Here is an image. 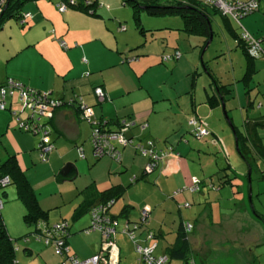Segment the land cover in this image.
Listing matches in <instances>:
<instances>
[{
    "label": "crops",
    "instance_id": "obj_1",
    "mask_svg": "<svg viewBox=\"0 0 264 264\" xmlns=\"http://www.w3.org/2000/svg\"><path fill=\"white\" fill-rule=\"evenodd\" d=\"M59 1L61 0H27L22 4L21 11L22 15L29 14L31 18L28 17L24 25L20 23L21 18L9 19L14 20L17 25L6 19V25L4 23L0 27V30L7 32L5 38L2 37L3 40L0 41V85L11 78L25 87L47 91L52 98L60 102L53 109L50 119L48 118L46 121L43 117L50 140L53 143V149L46 158L48 163L43 164L47 166L50 177L55 176V171L63 163L67 166L68 172L66 174L61 173L76 177L77 171L73 164L75 159H84L90 162L102 157L96 158L94 156L91 144L93 124L82 117L79 102H83L89 107L91 120L104 123V126L110 130L118 129L122 120L134 122L125 131V136L130 138L132 143L120 147L118 159L109 156L111 159L106 160L108 161L107 164L105 162L106 173L102 178H92L88 184L83 186L85 188L94 186L93 194L82 198L81 202L73 208L71 219L76 220L87 213L89 220H91L90 209L99 203L97 200L99 192L107 188L118 189V196L114 198L107 209V214L115 222L117 230L114 240L119 251L118 264H120V254L125 256L129 253V242L134 251L135 245H140L150 248V253L153 256H166V251L176 240L179 227L187 223L192 225L187 233V239L190 249L189 261H193L194 264H209V260L205 258L206 244L215 241V239L218 243H228L230 239L236 241V235L239 233H249V242H252V236L256 242L264 239V216L260 214L262 216L260 219L257 217L259 213L249 212L251 196L250 189L247 190L248 183L244 176L236 172L228 163L214 172L213 175L216 177L204 176L205 169L202 166L200 156L209 149V146L205 147V144H214L216 147L219 146L221 150L224 149L222 141L216 134L218 132H214L215 128L212 126L214 131L209 128L208 134L204 135L208 136L207 139H192L190 134L184 133V127L175 118L178 113L184 117L190 115L188 102L185 103L184 107L176 102H167L168 106L163 108L158 101L166 98L164 94L162 99L153 95L142 81L145 72L142 73L140 59L143 58L141 55H148L151 52H142L141 48L147 41L156 38L158 33L153 32L152 28L145 29L144 27L142 32L135 24L133 31L128 30L129 25L126 24L128 32L123 33L118 29L121 26L119 21L111 22V28L116 27L117 35H121L122 40L119 41L117 38L115 48L110 46L111 51H108V46L104 45V35H108L111 29L103 27L101 21H90L95 16L75 8H68L59 12L57 10ZM195 1L200 4H210L205 0ZM257 1L259 6V0ZM215 9L213 14L220 12L216 7ZM213 14L210 18V25ZM222 17L231 38L234 37V33L243 31L238 32L231 25V21H236L233 17L223 13ZM249 21L243 20L246 27H249ZM169 23L167 25L170 26L163 27L166 31L159 36L161 41L159 57L165 53L170 55L173 51L178 50L180 51L178 59H182L183 63L188 62L187 57H182L183 51L187 48L181 46L178 40L189 39V35H194L196 37L193 38V41L197 40L198 42L199 40L195 46L199 51H202L205 39L202 36L184 31L183 19ZM255 28L257 29V26ZM250 29L251 33L254 34L251 27ZM172 30H178L180 33H176L175 37L169 38L167 42V37L172 34ZM212 32L213 36L214 31L212 30ZM133 34L138 37L136 38ZM187 42V46L192 47L193 43L189 40ZM172 43L174 46H170V50L166 52L167 45ZM235 47L237 46L235 45ZM122 55L124 58L130 56H140V58L121 72L125 66L119 65ZM257 59L264 60V54H260L253 60L252 72L257 67ZM176 60L173 58L171 61ZM139 62L140 65H135ZM161 63L166 64L168 62ZM173 64V66L178 65L176 62ZM149 65H152L151 62ZM258 65L263 66L264 63H258ZM217 80L220 84L230 85ZM192 83L194 84V81ZM96 87H100L103 91L102 100H99L94 92ZM202 87L205 94L196 98V91L194 95L190 96L191 108L194 114L193 118L205 123L206 129H208V122L206 123L204 118L213 117L214 121L219 120L218 109L220 106L224 108L225 100L232 96V88L230 87L231 92L225 94L223 98L216 93L210 81L207 87L204 84ZM245 88L249 89L247 84H245ZM250 93L245 95V105L249 108L254 103ZM209 95H217L218 97L214 106L208 103ZM167 98H169V102L172 101L171 97ZM7 101L8 108L0 109V163L10 156L14 158L19 170L30 184L39 206L47 211L48 219V211L64 198L61 196L57 202H49L45 200L47 197L37 194L38 189L29 175V171L35 169L39 165L37 162L41 160L40 153L36 149L39 134L18 126L17 117L26 119L28 115L27 113L25 117H22V112L27 111L21 110L18 92L13 91L12 95H8ZM173 105H175L174 110ZM202 107L205 109L203 110ZM227 120L230 123L229 117ZM253 121V118L245 116L242 122L243 129L239 130L238 127L233 126L235 145L236 134L234 130L236 129L238 133L242 132L243 135L248 136L245 125L247 122L250 125ZM142 125L144 126L141 127ZM259 130L261 129L256 127L253 132L258 135L259 147L264 153V140ZM242 134L240 133L239 136ZM224 137L227 139L226 135ZM254 138L256 139V137ZM244 141L250 143L247 138ZM139 145L160 156L157 166L151 172L145 171L149 157L140 153ZM251 150H253V143L251 146L247 145L243 151L246 157L251 158L249 156ZM228 154L226 152V156ZM259 158L264 161V156ZM112 159H116L120 164H115ZM248 165L250 173L253 165L258 166V162L255 164L250 162ZM57 178L59 177L57 176ZM112 178L115 179L114 182L111 181ZM194 178L197 179L199 185L198 189L191 192L188 191V187L191 186ZM130 183L135 184L130 187ZM9 184H13L14 187L6 188ZM7 185L0 190V208L4 209V216L10 205L3 203L2 196H8L11 201L15 202L19 200L22 204L18 198L16 185L10 182ZM131 189L132 192L126 195ZM223 204L227 205L226 208L223 207ZM16 208L19 210L18 206ZM143 209H147L148 213L141 220ZM89 220L86 219L78 226L76 225L80 231L83 232L84 230L83 233L85 234L82 236L83 243L80 247L77 248L70 243L72 239L69 240V238L73 234V230L70 229L69 224V235L66 240L69 254L77 260L85 259L84 262L89 257L95 256L98 245H101L99 233H92L95 230L85 232L90 224ZM125 223L130 226L133 233L132 238L122 230ZM253 223L256 226H253ZM250 224L252 227L251 230H248ZM134 225L135 228H133ZM30 227L32 226L30 225ZM35 230L33 233L36 232ZM150 233L151 236H149ZM31 239L35 242L31 244V247L37 250V256L42 257L43 262L47 264L61 263L62 257L59 253L54 252L53 245L44 244L34 237H27L24 243L27 244ZM28 251L31 252L30 254L33 252L32 249H28ZM128 259L124 261H128ZM136 260L138 264L141 262L137 258ZM258 261L259 259L252 253L247 263L254 264ZM126 264L129 263L126 262ZM134 264H136L135 259ZM168 264L185 263L169 259Z\"/></svg>",
    "mask_w": 264,
    "mask_h": 264
},
{
    "label": "rangeland",
    "instance_id": "obj_2",
    "mask_svg": "<svg viewBox=\"0 0 264 264\" xmlns=\"http://www.w3.org/2000/svg\"><path fill=\"white\" fill-rule=\"evenodd\" d=\"M205 1L209 2V0ZM226 1L247 2L249 0ZM97 2V15H93L95 17L90 21H101V25H103V27H108L111 29L108 35H104V45L106 47L108 46V51H111L110 46L115 48V42L117 38L119 39V41L122 40L121 35H117L116 27H114V29L111 28V22L115 21L116 23L117 21H119L121 26L118 27V29L120 30V32L126 33L128 32V30L133 31L135 24L134 21H136L132 15L133 8L129 5V3L123 4L122 0H97ZM139 18L142 27H144L145 29L152 28L153 30H151L153 32L158 33L156 38L151 41H147L141 48L142 52H151L148 55H141V57L143 58L140 59L143 71L142 73L145 72L143 74L142 81L149 88L150 92L153 93V95L158 96L160 97V99H162L164 94L166 98L158 101V103L162 105L163 108L168 106V103L173 102H176L177 104L184 107L185 103L188 102V110L190 115L184 117L180 113H178L175 118L181 123L182 127H184V133L190 134L192 139L204 140L208 138V136H204L201 138L195 137L192 133L193 127L188 123L194 117L191 108L190 96L194 95L196 91V98L202 94H205L202 86L204 84V86L207 87L209 82L208 73L201 65V61L206 62L207 67L210 68V72H212L213 75L216 76L217 79H219L222 83L230 84L229 87L232 88V96L228 97L225 100L224 108H222L221 106L219 107V120L214 121L213 117L209 119L204 118L205 122H208V130L210 128L214 131V129H212L213 126L215 128L214 132H218L216 134L222 141L224 147L223 151L219 146L216 147L214 144H205V147L209 146V149L205 150V153L201 154L200 156L202 166L205 169L204 176H211L212 178L216 177L213 175L214 172L218 168H221L226 163H228L231 167L234 168L236 172L241 173L247 180V190L250 189L251 196L249 208L247 204L249 212L253 213V211H255L264 216V176H262L264 171V161L262 158H259V155L256 154L254 150H251V153L249 154L251 158L249 157V159L247 157L248 162H251L253 164H255V162H258V166L256 167L253 165V168L249 173L247 162L236 148L235 138L232 131L233 126L238 127L239 130L243 129L242 122L245 116L254 119L257 115L264 113V65H258V63H264V60L257 59V67L253 69V72L250 74V78L247 81L243 79L246 69V56L242 53L241 48L235 47V42L233 38L230 37L225 28L222 13L220 11L213 14V18L211 20V28L214 31V34L211 41L204 50L199 51L195 46L199 42V40L198 42L197 40L193 41V38L196 36L189 35V39L184 38L178 40L181 43V46L183 45L187 48L183 51L182 57H187L189 61L183 63L182 59L177 58L176 61H171L173 60L171 59L167 61L168 63L166 64L161 63L162 57L165 54L167 55L168 53L160 55L159 57L158 52L161 44L159 36H161V34L166 31L163 27L170 26L167 25V23L170 24L169 22L182 21L181 16H179L178 14L165 16L152 15L147 13L146 11L141 10L139 12ZM244 19H247L248 21L250 20L248 23L249 27H246L244 25ZM7 21H11L15 25H17L14 20L7 19ZM7 21H3L2 25L4 23L6 25ZM240 21L241 23H239ZM231 23V25L236 28L238 32H241V30H247L252 37L256 36L255 38L260 39V45L264 50V0H259V6L253 12L241 17L239 21H231ZM126 24L129 25V29ZM255 26H257V29H254ZM250 27L252 28L254 34L251 33ZM6 33L7 32L5 30H0V41L5 38ZM171 33L172 34L167 37V42L169 38L175 37L176 33L180 32L178 30H172ZM133 35L136 38L138 37L135 34ZM188 40L193 43L192 47L187 46ZM162 45L163 47H165L164 44ZM167 46L168 48H165L167 50L166 52H168V50H170L169 47L174 46V44L172 43ZM121 57L122 59L119 65H125L121 69V72L125 71L128 65L132 64L134 61L140 58V56H130L124 58L123 55ZM124 60H126V62H123ZM149 62H151L152 65H149ZM174 62L178 63V65L173 66ZM135 65H140V62L136 63ZM171 68L172 71L170 70ZM193 81L194 84L192 83ZM245 84L248 85L249 89L245 88ZM246 90L248 91L246 92ZM249 92H251L250 96L252 100H254V103L250 108L245 105V95ZM167 97H171L172 101L169 102L170 100ZM259 104L261 105L259 106ZM174 109L175 105H173V110ZM202 109L204 110L205 107H202ZM26 114L27 112H22V117H25ZM226 117L230 118V123L228 122ZM211 121L213 122L211 123ZM259 128L261 129L259 130V133L264 140V129H262L261 127ZM224 135L227 136V139H225ZM226 152L229 153L227 156ZM110 157L109 155H104L99 160L95 161V159H93L90 162H87L84 159H75L73 164L77 171L76 177H70V175H63L61 173V170L65 167V164L63 163L55 171V176H53L54 179L51 178L49 175V171L47 170V166L43 165L47 164L48 160H43L42 158L41 160H39V162H37V164L39 165H37L35 169L29 171V175L35 182L36 188L38 189L37 194L39 193L41 194V196L47 197L45 200L49 202H57L58 199L61 198V196L64 198V200L60 201L59 204L53 205L55 207H52L48 211L49 215L47 224L51 227H56L57 225L63 223L69 224L70 229L73 230V234L70 236L69 240L72 239L70 242L71 245H74L77 248L80 247L83 243L82 236L85 234L83 233L84 230L83 232L82 230L80 231V229H78L76 225L78 226L79 223L86 221V219L89 220V218L88 214L85 213L78 219L72 220L71 214L73 212V208L76 207L79 202H81L82 198L89 197L93 194L92 190L94 186L86 188L83 186L85 184H88L92 178L100 179L102 178V176H104V174L106 173V164L108 163V161L106 160ZM113 162L118 165L120 164L116 159H114ZM57 176L60 179L57 178ZM107 180L109 181V179ZM111 181L114 182L115 179L112 178ZM134 184L135 183H130V187H133ZM192 185L193 183L191 184V186ZM8 187H14V185L9 184L6 186V188ZM2 188L3 187L1 186L0 190H2ZM132 189L127 192L126 195L132 192ZM188 191L192 192L190 187L188 188ZM1 199L5 205L7 203L8 205H10L9 210L7 211V213H5V216L4 209L0 208V225H4L6 232L13 239V243L16 248L15 259L19 264H47L42 261V257L37 256V250L31 247V244L35 243L33 242V239H31L27 244L26 242L24 243L25 240H23L22 237L23 235L29 233L32 227L27 224L26 220L23 217L25 210L22 204L19 202V200L16 202L11 201L10 197L8 196H2ZM16 206L19 207V210L16 208ZM226 206V204H223L224 208H226ZM253 226H256V224L253 223ZM251 227L252 226L250 224L248 230H251ZM92 233L100 234V232L97 230H95L94 232L92 231ZM248 236L249 233H239L238 235H236V241L230 239L228 243H218V241L215 239V241L206 244L207 247L205 250V258L209 260V264H248L247 260L253 253L254 255H256V258L259 259V261L254 264H264V239L256 242L255 240H253L252 236V242H249ZM27 237L33 238L35 236L33 234H28ZM130 245L131 244L129 242V253L127 255L124 256L123 254H120V264H126V262H128L129 264H134V259L136 264H138L136 260V258L138 259V256ZM28 249L33 250L32 254H30L31 252H29ZM53 250L58 254L56 249L53 248ZM99 251L100 244L98 245V249L95 254H98ZM125 259H128V261H124ZM84 260L85 259L80 258L79 262H84ZM83 264L91 263L85 262Z\"/></svg>",
    "mask_w": 264,
    "mask_h": 264
},
{
    "label": "built area",
    "instance_id": "obj_3",
    "mask_svg": "<svg viewBox=\"0 0 264 264\" xmlns=\"http://www.w3.org/2000/svg\"><path fill=\"white\" fill-rule=\"evenodd\" d=\"M8 0H0V14L2 9L7 4ZM210 4L215 6L223 14L233 17L236 21L242 16H245L253 12L258 7L257 0H249L247 2H236V1H226V0H210ZM57 9L59 11H65L67 5L64 3H58ZM28 17L31 18L29 14H23L21 17V23L24 19ZM240 37L247 43L248 51L251 55L257 57L261 48L260 41L255 37H252L247 31L243 30L240 33ZM261 54V53H260ZM179 51H175L172 55H164L162 57V62H167L171 59H176L179 57ZM13 91L18 92V101L21 110H26L28 115L26 119H18V126L25 130H31L34 133L39 134V141L36 145V149L39 151L40 156L43 160L47 158L49 152L53 149V143L50 140L47 125L44 119L52 117V112L55 107H57L60 102L52 98L47 91H38L32 88L25 87L24 85L8 78L3 85H0V109L4 110L8 108L7 96L12 95ZM94 92L99 100H102L104 95L100 87L94 88ZM79 108L83 118L91 121L93 124V130L91 135V144L95 157H100L103 155H109L111 157L119 158V153L116 145L126 146L132 143L130 138L125 136V131L134 124L133 121L122 120L120 122L119 128L116 130H107L104 128V123L96 122L91 120V112L89 107H87L83 102H79ZM17 114V112H14ZM189 124L193 126V134L195 137H202L208 134V130L199 124H196L195 120H190ZM142 125L141 127H143ZM140 153L142 155H147L149 161L145 166L146 172H151L157 166V161L160 156L155 154L150 149L144 148L142 145L138 146ZM197 179H193L192 186H189L192 191L198 189ZM9 183V178L4 176L0 178V186L4 187ZM113 200L108 203H97L93 205L90 209V224L85 232L92 230H97L101 234V245L98 254L88 259L86 262L91 264H118L119 251L118 246L115 243L114 237L117 232L115 227V222L107 214V209L112 204ZM1 207V201H0ZM147 209L141 211V220L147 215ZM68 224L63 223L57 225L56 227L49 226L47 229H41L33 233L37 240H42L44 244L53 245L57 252H68V247L64 244L63 234L67 228ZM192 225L187 223L185 228L187 231L191 229ZM135 228V225L133 226ZM123 232H125L130 238H132V231L128 223H125L123 227ZM151 236V233L149 234ZM27 240V239H26ZM151 249L148 247H143L140 245H135V252L138 255V259L143 264H168L166 256H153L150 253ZM85 262H79L73 255L69 254L65 259H62L60 264H83ZM190 264H194L190 261Z\"/></svg>",
    "mask_w": 264,
    "mask_h": 264
},
{
    "label": "trees",
    "instance_id": "obj_4",
    "mask_svg": "<svg viewBox=\"0 0 264 264\" xmlns=\"http://www.w3.org/2000/svg\"><path fill=\"white\" fill-rule=\"evenodd\" d=\"M26 1L27 0H8L7 6L3 9V11L0 14V27L2 26V22L5 21L6 19L21 18L22 17L21 6ZM122 1L123 4L129 3V5L133 8L132 15L133 18L136 20L134 21L135 25L142 32L144 31V29L141 26V21H139L140 20L139 12L141 10L146 11L147 13L152 15H160V16L175 15V14L180 15L183 19V24H184L183 30L191 34H196L204 37L205 39L204 43L207 41L210 35V31L212 32V30H210L209 28V26L211 25H209L208 22H210L211 15L216 9L214 6L210 5L209 3L200 4L197 3L195 0H122ZM59 2L66 4L67 9L75 8L83 12L96 15V8L98 6L97 0H61ZM209 6L211 8H208ZM27 19H24V22L22 23L20 22L21 25H24V23L27 22ZM233 36L235 40V45L242 49L247 59L246 69L243 77V79L247 81L250 78L249 76L252 72L253 60L257 57L249 53L248 45L240 37V33H234ZM258 40L260 41V39ZM260 48H261L260 52L262 55L264 54V51L261 46ZM174 52H172L171 55ZM259 55L260 53L257 56ZM201 65L203 66L204 70L208 73L210 84L213 85V87L216 90V93L219 94V96H223L224 98L225 94H229L231 92V88L229 87V85L220 84L218 82L216 77L210 72L209 68L206 65V62L201 61ZM217 98H218L217 95H209L207 98L208 103L214 106L215 103L217 102ZM191 120H195L196 124H199L201 122L199 119L196 118H193ZM201 125L206 128L205 123L201 122ZM245 126L247 127L248 130V136L243 135L242 132L238 133L236 129L234 131L236 134L237 150L241 154V156L245 159L247 164H250V162H248L246 155L243 152L246 149L247 145L251 146L253 143L254 152L258 154L259 157L264 156V153L261 151L259 147L260 145L257 140L258 135L253 132V130L256 127H261L262 129H264V113L255 117L254 121L250 125L249 122H247ZM104 128L110 130L105 126ZM240 133L242 134L241 136H239ZM254 137H256V139ZM197 138H201V137H197ZM245 138H247L250 143L244 141ZM116 146L120 156V147L123 146L120 145H116ZM4 176H7L9 178L10 183H14L16 185L18 198L21 200L25 209V213L23 217L26 220L27 224L33 227V230L23 235L22 238L23 240L26 241L27 235L33 233L34 229H36L35 231H38L43 228L47 229L50 226L47 224V211L39 206L36 196L30 184L27 182L26 178L19 170L14 158L11 156L6 158L3 162L0 163V178ZM262 176H264V171ZM118 194H119L118 189L107 188L99 192V197L97 198V200L99 203L105 204L111 200H114V198L117 197ZM257 217L262 219V216L260 214L257 215ZM189 231L186 230L185 225L183 224L182 226L179 227L174 244L171 247H169L168 250L166 251L167 263L169 259H175L182 261L185 264H190L189 261L190 249L187 239V233ZM68 235L69 232L67 226L63 234L64 244H66ZM15 251L16 248L14 246L13 239L6 232L4 225L1 224L0 225V264H19L18 261L15 259ZM60 251L61 252L58 253L62 257V259H65L67 255H69V250L68 252H64L62 249Z\"/></svg>",
    "mask_w": 264,
    "mask_h": 264
},
{
    "label": "water",
    "instance_id": "obj_5",
    "mask_svg": "<svg viewBox=\"0 0 264 264\" xmlns=\"http://www.w3.org/2000/svg\"><path fill=\"white\" fill-rule=\"evenodd\" d=\"M5 7H6V5H5ZM5 7H4V8H5ZM142 8H145V7H142ZM208 24L210 25V22H208ZM209 28H210V30H212V29H211V26H209ZM211 39H212V32L210 31V35H209L207 41L205 42L204 48H203L202 50H204V49L207 47V45L209 44V42L211 41ZM61 172H62L63 174H66V173L68 172V168H67V166H65V167L61 170Z\"/></svg>",
    "mask_w": 264,
    "mask_h": 264
}]
</instances>
